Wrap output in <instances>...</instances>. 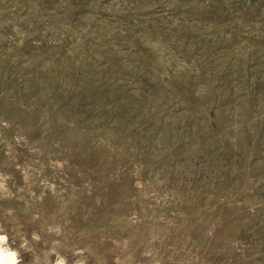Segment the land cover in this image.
Listing matches in <instances>:
<instances>
[{
    "label": "rangeland",
    "instance_id": "obj_1",
    "mask_svg": "<svg viewBox=\"0 0 264 264\" xmlns=\"http://www.w3.org/2000/svg\"><path fill=\"white\" fill-rule=\"evenodd\" d=\"M264 264V0H0V257Z\"/></svg>",
    "mask_w": 264,
    "mask_h": 264
},
{
    "label": "bare ground",
    "instance_id": "obj_2",
    "mask_svg": "<svg viewBox=\"0 0 264 264\" xmlns=\"http://www.w3.org/2000/svg\"><path fill=\"white\" fill-rule=\"evenodd\" d=\"M6 256L9 257L7 262L4 261V257H6ZM0 264H14L12 256L11 255H7V254H1Z\"/></svg>",
    "mask_w": 264,
    "mask_h": 264
},
{
    "label": "clouds",
    "instance_id": "obj_3",
    "mask_svg": "<svg viewBox=\"0 0 264 264\" xmlns=\"http://www.w3.org/2000/svg\"><path fill=\"white\" fill-rule=\"evenodd\" d=\"M9 259V257H4V261L7 262V260ZM14 264H16V262H14ZM56 264H66V261L63 259H58Z\"/></svg>",
    "mask_w": 264,
    "mask_h": 264
}]
</instances>
